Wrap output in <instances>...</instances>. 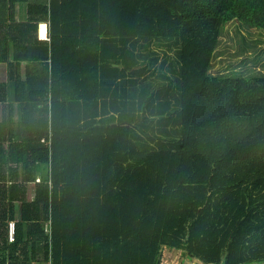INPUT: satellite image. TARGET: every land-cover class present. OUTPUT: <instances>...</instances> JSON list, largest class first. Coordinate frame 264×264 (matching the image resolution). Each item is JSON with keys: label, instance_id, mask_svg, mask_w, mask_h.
<instances>
[{"label": "trees", "instance_id": "trees-1", "mask_svg": "<svg viewBox=\"0 0 264 264\" xmlns=\"http://www.w3.org/2000/svg\"><path fill=\"white\" fill-rule=\"evenodd\" d=\"M229 24L264 0H0V264H264V72L211 73Z\"/></svg>", "mask_w": 264, "mask_h": 264}, {"label": "rangeland", "instance_id": "rangeland-1", "mask_svg": "<svg viewBox=\"0 0 264 264\" xmlns=\"http://www.w3.org/2000/svg\"><path fill=\"white\" fill-rule=\"evenodd\" d=\"M239 32V34H238ZM219 56L215 58L211 73H230L243 71L248 74L253 71L264 72V33L257 30H241L229 24L225 30L221 45L218 49ZM258 57L257 64L250 63V58ZM248 62H247V61ZM202 264L199 261H188L181 256L180 251L165 249L161 264Z\"/></svg>", "mask_w": 264, "mask_h": 264}, {"label": "crops", "instance_id": "crops-1", "mask_svg": "<svg viewBox=\"0 0 264 264\" xmlns=\"http://www.w3.org/2000/svg\"><path fill=\"white\" fill-rule=\"evenodd\" d=\"M15 19L17 22H23L25 21V9L22 6H17L16 7V12H15ZM45 25L46 26V36L45 37H41V26ZM48 24L47 23H41L39 25V29H38V39L39 40H49V29H48ZM7 79V72H6V65L0 63V82H4ZM4 101V102H3ZM3 101H0V120H2V118L6 115L7 113V108L8 105L10 103L9 100H7V98H5ZM7 117V115H6ZM15 119H17V116H15Z\"/></svg>", "mask_w": 264, "mask_h": 264}, {"label": "built area", "instance_id": "built-area-1", "mask_svg": "<svg viewBox=\"0 0 264 264\" xmlns=\"http://www.w3.org/2000/svg\"><path fill=\"white\" fill-rule=\"evenodd\" d=\"M46 233H48L49 235H51V228H50V226H47L46 227ZM7 235H8L7 238H8L9 241L13 240V238H14V225H13V223H10L8 225V233H7ZM43 264H52V261L51 260L45 261V262H43Z\"/></svg>", "mask_w": 264, "mask_h": 264}, {"label": "water", "instance_id": "water-1", "mask_svg": "<svg viewBox=\"0 0 264 264\" xmlns=\"http://www.w3.org/2000/svg\"><path fill=\"white\" fill-rule=\"evenodd\" d=\"M190 264H195V263H190Z\"/></svg>", "mask_w": 264, "mask_h": 264}]
</instances>
